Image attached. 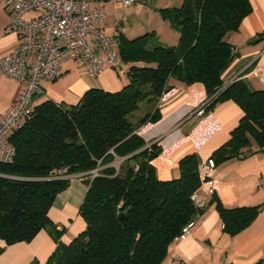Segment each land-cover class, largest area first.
Listing matches in <instances>:
<instances>
[{
  "label": "trees",
  "instance_id": "obj_1",
  "mask_svg": "<svg viewBox=\"0 0 264 264\" xmlns=\"http://www.w3.org/2000/svg\"><path fill=\"white\" fill-rule=\"evenodd\" d=\"M251 12L250 0H184L180 8L162 11L180 33L177 46L149 45L153 34L119 39L122 64H131L129 84L121 91L91 89L77 105L47 100L35 107L9 137L13 162L0 163V239L7 246L31 243L48 231L57 248L46 264H161L199 213L193 198L206 178L201 159L192 154L180 161L179 178L159 179L154 161L161 148L139 131L161 119L159 104L171 80L200 83L210 100L206 110L233 101L243 111L210 163L244 156L252 141L264 149V91H252L239 78L222 90L235 55L226 36ZM76 176L88 187L79 210L86 229L64 244L65 230L49 212ZM219 211L224 230L236 235L261 209L219 205Z\"/></svg>",
  "mask_w": 264,
  "mask_h": 264
},
{
  "label": "crops",
  "instance_id": "obj_2",
  "mask_svg": "<svg viewBox=\"0 0 264 264\" xmlns=\"http://www.w3.org/2000/svg\"><path fill=\"white\" fill-rule=\"evenodd\" d=\"M252 12L241 22L238 31L229 32L226 40L233 46L234 57L225 73V82L238 77L252 91H264V0H250ZM184 0H144L124 7L116 0H94L91 9L104 10V32L114 38L135 40L153 34L149 45L156 42L177 46L180 33L172 28L163 10L180 8ZM32 16V15H31ZM30 16V17H31ZM11 15L0 0V59L20 44L17 33H8ZM119 48V44H118ZM140 65V64H139ZM131 64L123 63V71L105 68L93 76L83 58L64 63L60 78L43 80V94L33 98L37 107L47 100L64 106L77 105L91 89L116 93L129 84ZM172 89L161 98V119L141 128L139 134L147 143L158 142L160 156L154 161L161 180L180 177V161L196 154L201 166L210 164L206 179L195 197L207 203L192 232L174 242L161 264H264V190L259 181L264 178V149L255 141L240 158L213 166L210 158L224 146L238 126L243 111L233 101L218 103L206 110L209 97L204 85H185L171 80ZM24 84L5 77L0 72V121L20 97ZM88 192L81 176L73 177L60 193L49 212L59 230L61 241L70 244L86 229L79 210ZM219 205L227 209L260 207L261 211L249 227L236 235L224 230ZM57 248L48 231H41L31 243L7 246L0 239V264H46Z\"/></svg>",
  "mask_w": 264,
  "mask_h": 264
},
{
  "label": "built area",
  "instance_id": "obj_3",
  "mask_svg": "<svg viewBox=\"0 0 264 264\" xmlns=\"http://www.w3.org/2000/svg\"><path fill=\"white\" fill-rule=\"evenodd\" d=\"M92 1L4 0L5 9L11 15L7 32L17 33L21 42L13 52L0 59V72L24 84V89L0 121V163L13 162L16 149L9 141L11 133L32 118L33 98L43 94L41 82L58 80L64 63L83 58L93 76L107 67L123 71L118 43L104 32L106 14L104 10L91 9ZM116 1L131 7L144 0ZM237 78L225 82L222 90ZM210 169V164L201 166V176L205 178ZM259 188L264 190V178L260 179ZM193 200L199 213L178 240H184L192 232L201 218L200 212L207 206L203 200L196 197Z\"/></svg>",
  "mask_w": 264,
  "mask_h": 264
},
{
  "label": "rangeland",
  "instance_id": "obj_4",
  "mask_svg": "<svg viewBox=\"0 0 264 264\" xmlns=\"http://www.w3.org/2000/svg\"><path fill=\"white\" fill-rule=\"evenodd\" d=\"M144 106H145V105H143V107H144ZM143 113H144V109H142L141 112H138L137 115H136L135 117L137 118L138 116H141Z\"/></svg>",
  "mask_w": 264,
  "mask_h": 264
}]
</instances>
